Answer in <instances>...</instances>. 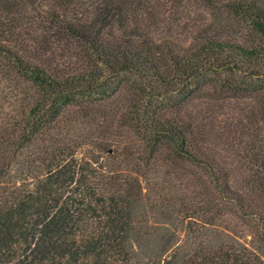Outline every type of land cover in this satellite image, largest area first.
<instances>
[{
	"label": "trees",
	"instance_id": "1",
	"mask_svg": "<svg viewBox=\"0 0 264 264\" xmlns=\"http://www.w3.org/2000/svg\"><path fill=\"white\" fill-rule=\"evenodd\" d=\"M0 264H264V0H0Z\"/></svg>",
	"mask_w": 264,
	"mask_h": 264
},
{
	"label": "rangeland",
	"instance_id": "2",
	"mask_svg": "<svg viewBox=\"0 0 264 264\" xmlns=\"http://www.w3.org/2000/svg\"><path fill=\"white\" fill-rule=\"evenodd\" d=\"M110 153H112V150H110Z\"/></svg>",
	"mask_w": 264,
	"mask_h": 264
}]
</instances>
